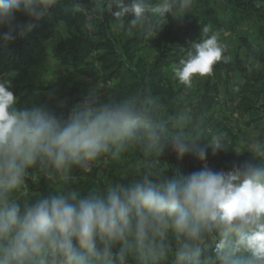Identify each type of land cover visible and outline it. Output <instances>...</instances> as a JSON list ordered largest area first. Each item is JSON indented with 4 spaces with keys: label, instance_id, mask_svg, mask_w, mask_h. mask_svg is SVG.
Listing matches in <instances>:
<instances>
[{
    "label": "clouds",
    "instance_id": "obj_1",
    "mask_svg": "<svg viewBox=\"0 0 264 264\" xmlns=\"http://www.w3.org/2000/svg\"><path fill=\"white\" fill-rule=\"evenodd\" d=\"M113 16L136 23L146 11L160 18L174 7L188 9L192 0H113ZM57 0H0V40H10L22 27L17 14L40 19ZM30 26V25H29ZM202 28L200 42L189 46L187 58L175 68L174 79L191 87L194 76L210 74L222 58L215 35ZM227 59L226 57L224 58ZM133 121L124 111H85L67 120L42 106L18 107L17 97L0 83V264H124L128 250L155 248L171 231L177 238L199 241L205 232L223 228L233 233L227 264H264V164L245 162L231 170L213 171L204 163L207 148H224L219 136L206 147L182 137L172 147L178 156L192 152L203 167L165 179L112 183L82 195L68 188L35 200H21L29 169L39 165L70 178L73 167L109 150ZM119 250L113 252V247ZM243 253V255H237ZM198 249L185 243L177 252L180 264ZM143 259V257H140Z\"/></svg>",
    "mask_w": 264,
    "mask_h": 264
},
{
    "label": "trees",
    "instance_id": "obj_2",
    "mask_svg": "<svg viewBox=\"0 0 264 264\" xmlns=\"http://www.w3.org/2000/svg\"><path fill=\"white\" fill-rule=\"evenodd\" d=\"M222 1L230 14V22L254 18L260 23L259 31L264 35V0ZM196 5L206 16H211L210 0H196ZM178 9L179 7H174L166 17ZM115 10V4L102 10L98 0H57L38 20L29 21L28 17L18 13L16 20L22 27L13 33L10 40H0V83H4L14 93L18 107L42 106L61 120L85 111H124L133 121L128 131L110 144L108 152L100 154L92 161L94 165L90 166L88 172L84 168L73 167L69 180H63L60 190L72 188L82 195L100 191L98 175L104 169V161L110 159L118 146L125 141L133 146L129 162L133 171L125 179H115V183L127 184L144 176L152 179L180 177L198 171H183L180 159L189 152L178 156L173 150L172 144L177 137L184 138L190 145L206 147L211 134L219 136L224 144V148L220 150L222 158L232 167L245 162L261 164L264 157V128L257 136L261 155L254 158H235L228 139L220 136L217 129L220 125L214 117L212 106L225 77L231 72L239 71L245 75L239 106L241 113H247L252 122L259 118L264 119V104H259L257 99L250 97L257 90L248 83L250 80L264 81V53H253L261 67L248 73L246 64L236 55L230 58L222 51L221 60L214 63L212 72L202 86V94L190 107V122L179 127L178 118L183 112V104L177 98L178 91L168 76V69L173 65H180V61L187 58L190 46L187 33L183 31L181 34L171 35L166 32L160 51L151 62H147L141 58L140 51L145 38L156 25L153 17L145 12L148 20L144 21L142 18L136 23H132L131 16L124 17L120 26V37L114 38L109 20ZM87 14L96 26V35L99 38L87 42L74 37L59 43L54 53L61 63L73 66L81 76L100 83H113L110 95L97 99L84 97L79 84L59 72L53 82L45 84L39 78L40 72L46 68L47 39L61 22L76 24L78 18L86 17ZM90 56L99 64L98 68L83 67ZM34 174L39 176L36 183L28 178ZM56 175L54 170L42 169L39 165L29 169L28 179L25 181L30 190L37 193L32 200L57 192L51 184V178ZM233 235L226 229L214 228L211 232H205L199 241H189L167 233L162 248L159 247L161 240L157 237L155 248L126 251L124 264H141L142 250L149 251L151 264H180L177 259L180 248L175 247L180 242L198 249L199 254L190 257L195 264H227ZM118 250L119 245H115L113 252ZM114 264H120L119 260L114 259Z\"/></svg>",
    "mask_w": 264,
    "mask_h": 264
},
{
    "label": "rangeland",
    "instance_id": "obj_3",
    "mask_svg": "<svg viewBox=\"0 0 264 264\" xmlns=\"http://www.w3.org/2000/svg\"><path fill=\"white\" fill-rule=\"evenodd\" d=\"M81 2L82 0H76ZM161 0H144L146 7L157 4ZM99 7L105 10L114 4L113 0H98ZM103 5H106L104 7ZM212 7L211 16H206L196 5V0H192V3L188 9L180 8L177 12L169 17L160 18L152 11H146L148 15L153 17L156 25L151 29L149 35L145 38L140 56L143 60L151 62L154 56L160 51V46L163 41V37L166 32L172 34H181L183 31L187 33V41L189 45L193 42H200L206 38L202 36V28L208 26L210 31L208 36L215 35L219 45H225L222 51L225 52L230 58L235 55L244 62L249 73L252 70H258L261 66L253 53H264V35L260 33V23L254 19H245L239 21L230 22V14L222 0H210ZM147 14H144L143 20L147 21ZM123 19V18H122ZM95 22V20H93ZM79 25V26H78ZM121 22L118 21L112 13V17L109 20L110 31L114 38L120 37ZM97 28L95 24L90 20L89 15L86 17L78 18L76 24H69L61 22L54 33L46 41L47 59L46 68L40 72L39 78L43 83L53 82L61 75L71 77L74 82L78 83L83 96L88 99H97L100 96H109L113 87V83L102 84L86 76H81L76 73L73 66L61 63L60 59L55 56L54 50L59 43L65 40L78 37L84 41H93L99 37L96 35ZM264 32V31H263ZM99 64L92 58L88 57L84 68H98ZM180 65H173L168 69V76L178 91L177 98L179 102L183 104V112L178 118L179 127H184L191 120V105L198 101L202 94V86L208 78L209 74L204 76H194L191 87H186L180 84L177 79H174V69ZM59 72V73H58ZM245 75L239 71L231 72L225 77V80L220 85V89L216 94V101L214 100L212 106V112L215 119L219 123L220 136L227 138L232 145L235 158L246 157L254 158L261 155L258 147L257 136L264 128V119L259 118L252 122L248 119L247 113L242 114L240 111V99L243 95L242 87L245 83ZM250 85L254 86L257 90L256 94L250 95L252 99H257L259 104H264V81L262 80H250ZM254 97V98H253ZM236 104V110L238 117L235 118L231 115L230 107L232 104ZM210 125V124H209ZM133 153V146L129 141H125L118 146L110 159L104 161V171L99 172L100 177V190H104L109 184L115 183L117 178H127L133 171V167L130 165V158ZM226 168L231 169L232 165L226 162ZM264 164V157L262 163ZM94 165L92 161L88 162V169ZM38 175L34 174L28 178L32 183L38 181ZM26 177V179H28ZM25 179V180H26ZM64 177L60 174L51 178L52 187L56 191L60 190L63 186ZM17 195L21 200H32L37 196L36 192L30 190L25 181V189L18 192ZM169 234L175 236L171 231ZM166 240V237H165ZM175 247L181 248L182 243L177 244ZM174 247V248H175ZM172 249V247H169ZM148 250H142L140 252L141 264H151V260L148 255Z\"/></svg>",
    "mask_w": 264,
    "mask_h": 264
},
{
    "label": "built area",
    "instance_id": "obj_4",
    "mask_svg": "<svg viewBox=\"0 0 264 264\" xmlns=\"http://www.w3.org/2000/svg\"><path fill=\"white\" fill-rule=\"evenodd\" d=\"M222 48H225V45H222ZM111 82L102 83V84H110ZM216 98V97H215ZM216 101V99H215ZM230 112L233 117H238V112L236 110V104H232L230 107ZM215 135L210 136L209 140ZM209 142V141H208ZM181 167L185 173H188L191 169H197L200 170L203 167V163L199 161L196 156L189 152L186 156L181 157L180 159ZM204 163H207L208 167L212 169L213 171H220V170H227L226 168V161L222 158L221 151H217L215 154H213L211 148H207V156L206 161Z\"/></svg>",
    "mask_w": 264,
    "mask_h": 264
}]
</instances>
